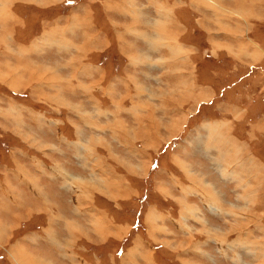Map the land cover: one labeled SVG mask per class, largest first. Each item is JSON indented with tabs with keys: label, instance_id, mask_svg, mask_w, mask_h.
Wrapping results in <instances>:
<instances>
[{
	"label": "rangeland",
	"instance_id": "obj_1",
	"mask_svg": "<svg viewBox=\"0 0 264 264\" xmlns=\"http://www.w3.org/2000/svg\"><path fill=\"white\" fill-rule=\"evenodd\" d=\"M75 1L77 3V0H47V4H45L44 1L39 2V0H14L12 2L13 9H20L18 11L20 13L19 16L21 17L18 21L14 20L13 26H11V30L5 33V35L8 37V44H6L7 42H4V40L0 39V264H25L26 262L24 263V261L20 258L19 253H23L25 257H27L26 255H28L31 259H33V256H35V261L33 259V264H52L49 262L53 259L47 256V243L39 241V243L36 244L35 241L30 240L32 245L30 244L31 247L29 248V250H23V248L25 247L21 242V239L25 237V233L27 234V237L31 236L29 239L32 238L33 235L32 232H30L29 227L33 226L34 224L36 231L43 232V223H45V221L47 220V213L51 211L50 208H47V197L45 195L46 193L42 190H39V188L37 189V186H35L32 178L34 174L29 172L28 169H25L29 166L26 165V160L28 158L33 159V162H37L34 167L33 165H30L29 168L32 167L34 169L36 167L34 171L37 170L42 172V174H40V177L43 178L45 177L46 173L44 160H49V162L50 160L58 161L59 158L63 156L62 154H60L61 152H63V147H67L71 153L74 152V154L77 156V159L75 160L78 163H81L86 167V169L91 168L92 172L97 175V179L99 180L98 184H90H93L95 188H98L99 192H102L104 194H115L112 193V190L122 191L124 190V188L129 189L130 193L128 194L120 192L119 195H112L116 196L115 199L117 201L114 198H111L112 196L110 195L106 196L108 200L113 201V204L130 203V207L126 208V216L122 218L124 219V222H126V225H123L124 227H122V225H120L121 227H116V224H114V219L112 218L104 220L107 224H109L108 226L110 228H114L112 229V231L114 230L113 233L117 234L120 228L122 230L126 229V226H129L128 223L130 221L133 225V231H135L134 226H138V221L143 217L145 202L147 203V201L143 202L141 199L142 196L144 198H147L148 196L144 190L146 186L147 189L150 188L149 186L152 182L151 173H154V168H156L158 164V162H156L158 159H154V155L157 154V152H155L156 145H154L156 143L154 142L150 145V147L152 148L149 147V153L147 154V157L146 150H143V145L140 143L141 140H139V138L141 137H143L146 141H148V139L152 140V133L148 132L150 130H145L144 128V134L141 135L143 132L141 130L143 128H138L141 119L144 120L145 124L151 123L146 126L148 129H152L154 132L161 130L160 133L163 134L162 136L164 139H162L163 143L157 146V150L158 152H162L163 150L167 149L169 145H171L170 141H172V136H174L176 131L180 133L176 135L175 138L186 135V128L189 126L187 125L188 123L191 127L194 126V124L200 125V123L201 126H203V123H205L206 121L208 122L207 118L214 116L212 117V120L214 121H222L223 118L226 117L228 121L232 122V126L235 125L236 121L234 120L233 116L227 111V106L232 105L237 106L236 108L241 111L239 120H246V122H244L246 123L245 128L243 127L244 123L237 126V128L240 129L239 131L244 134V136H248L246 131L250 128V124H252L250 135L254 140L256 139L258 144L263 142L262 139H257L259 131L254 128L255 123L253 124L252 121L256 119L255 121L258 124L259 121L264 119L262 118V115L264 114V0H159V7L162 3H164L161 9L164 10V12L168 13V18H171V16H173V13L171 14L173 10L174 15H176L178 18L176 16L175 17L180 20V22L178 21L180 32L178 31L177 33V39L179 38V45H177V48L180 51H183L184 54L182 52L174 51V58H171L170 56H164L165 58L162 60V62H159L157 61V58L160 57L161 51L163 53L164 47L157 45L156 49L154 50L152 49V47L150 49V46H148L147 48V43L142 47V40L134 38L137 36L132 34V41L135 42L134 44H130V49H124V52H134L135 56L140 53L146 52L150 56H153L151 57V63H154L150 64L151 66L149 67H145L144 65H139L136 67L127 57L126 61L120 62L121 57L117 56L118 51H121L119 50V48L115 50V53L114 50H112V54H108V52L102 53L101 55L104 56L103 58H108L106 56L108 54L110 57H112L114 60L116 59L117 61L118 66L116 68L110 66L112 70L110 72V77L112 76L111 73L115 72L114 81L116 82L117 90L121 92L120 95L116 94L114 96L112 93H110V89L108 92V87L104 86V88L107 89V92L100 91L99 95H96L95 98L84 96V93L88 94L89 86L91 83L94 88L93 82H91V80H87L86 78V81H82L81 79H79L78 82L73 81L72 78L68 80L63 79V81L65 80L67 82H64L65 84L63 86H57V73L62 70L58 69V67L53 64L64 62H62L60 59L57 60L55 55H52V50H47V54L43 53L40 58H37V56H35L36 63H34V57L32 56L30 58L28 56L29 48H31L33 52H41L38 47L32 44L30 46H27V44L29 43L22 44L20 42H17V39H13V36L17 38V33H19V38L28 42H32L34 37H29L36 33L37 29L39 28L38 25H43L46 20L47 23L56 22L57 27H59L57 21L60 20L59 18L63 19V16L66 15V7L70 4L73 5ZM125 2L127 4L133 5V1L131 0H127ZM141 3L143 6L141 8L145 9V12L147 11V13H149L153 17V21L150 20L148 22H144L145 19L142 16L140 18L139 14L138 19L143 20L144 24H148L149 22L155 24L156 22L154 21V19H159V16L155 13V11H160V8H156L154 6V4H157V1L154 3L150 0H141ZM66 4L67 6H65ZM213 4H216V7H219V9L216 10ZM218 4H220V6H218ZM165 7L168 9V11L165 9ZM1 9L3 8L1 7L0 2V14ZM97 13L99 14V10L96 9V11H94V13H91V15H94V17L98 21V18L102 17L100 15L99 17ZM214 14H216L218 17L214 16ZM30 16L31 18H29ZM216 18L220 20L218 21L216 20ZM235 19L237 21H240L236 22ZM160 25L161 24H159L156 29H160L161 27L164 28V25ZM66 26H68V23L66 24ZM50 27L52 26H47V30L50 31ZM74 27L75 26L73 25V32L70 38H72L74 41H77V37L74 34ZM3 28H5V26H3ZM14 28L15 30H17V32L14 30ZM153 28L154 26L152 27V29ZM152 29H148V32H153ZM174 29L171 26L169 28V31L165 29L167 33L165 35L166 39L173 40V38L176 37V32L174 33ZM77 30H79V28ZM226 34L228 35L227 37ZM91 36L92 35H90V37ZM148 38L151 39L150 36ZM159 43L161 44V42ZM240 43L244 44L242 45V48L240 47ZM2 47H5L9 52L4 50L3 54L1 52L3 51ZM24 47L27 49V53H23ZM251 47L254 48L251 49ZM42 50H44V48ZM15 51L19 53V57L17 53H15L16 55H14ZM154 51H158V54L154 53ZM164 51L166 52V50ZM252 51H255L256 53L258 52L255 59H253V55L255 53L252 54ZM239 53L241 55H239ZM190 57L192 58V60ZM46 59L47 63H44V60ZM147 59L148 62H150V58ZM154 59L156 61H153ZM188 59H190L194 63L192 65L193 68L189 67ZM89 60H91L90 55ZM112 60L110 64L112 63ZM39 62H41V64ZM197 62H199V64H197ZM102 63L103 60L99 62V65H103ZM51 65L53 67H51ZM121 66H131L132 69L128 68L127 74H140V72H148L151 75L149 82H146L149 84L148 87L145 84V81H140L143 85L145 84V90H143L144 86L139 82H136L134 80L132 81L133 86H135V91H133L132 96L130 95V99L128 100L125 99L126 89L124 80L127 82L129 78H127L128 75L124 73ZM157 66H159L158 69ZM162 67L164 73L160 75L159 73L161 72ZM105 68L110 71V68L106 65ZM155 68L156 70L153 71V69ZM184 69H189L191 75L187 71L186 73H184ZM168 71L170 72L169 76L163 77L166 76L164 74ZM62 72L65 73V70L63 69ZM186 74H189L191 77L189 81H186ZM159 75L166 79V85L170 84V86H168L169 90L167 89L168 87H166L165 84L163 85V82L165 83V81L160 82L159 84V81L156 77ZM33 77L35 78L33 79ZM43 79L47 81L56 80V83L52 81L53 83L48 87V85L45 86V80ZM37 81H42L41 85H38L41 86L38 87L39 90H37L35 84ZM174 81H179L178 87L176 86L174 88L172 86L174 84ZM85 82L89 85H87ZM107 82L108 81L106 80V83ZM78 83L83 84L79 86L81 88H78L76 86L78 85ZM94 83L97 87L101 88L99 84H104L105 82L100 80L99 82ZM140 85L143 89L139 88ZM159 87L162 88L159 89ZM167 90L169 92H167ZM168 93H170L171 96H167ZM108 94L110 96H107ZM136 95L140 97H137ZM189 96L191 98L187 105L192 108V111L190 112L188 109H185L188 112L187 114L186 112H182L183 109L182 111H180V109L183 105L186 104ZM115 98L117 99L118 106H125L127 110L129 107L132 108L131 112H127L125 109V113H123L127 123L130 124L129 128L131 129H128L127 126H124V121L122 118L123 114L118 112L116 114H110L111 116L109 117V114H104L106 117L101 118V124H99L97 128L94 127V125L92 124L93 119H91V112L95 114V116H97L98 113L96 112V110L98 111V109L93 105H97L101 108H105L106 106L112 107L113 103L111 101H113L112 99ZM156 104L160 105L161 109H166L165 111L169 110L172 113L168 114L164 111H159L158 113H156L157 109L154 106ZM203 104L215 108V114L211 113L208 116H205V114H200L199 119H194V117L192 118L191 116H194L199 108H201L202 110V107L204 106ZM163 105L164 107H162ZM131 106H141L147 113L144 115L143 112L139 110V108H133ZM160 106L158 107L160 108ZM173 106H175V108ZM176 110H179L180 112ZM230 111H232V108ZM115 116H117L116 119ZM253 117H255V119H252ZM259 117H261V119ZM118 118L120 119L118 120ZM257 119L260 120L257 121ZM174 120L175 128H172L170 125L172 124V122H174ZM154 122H159V124L161 125V128L159 130L155 129L158 124H154ZM178 122L179 127H177ZM163 123L165 124L164 127H167L168 129L162 127ZM261 126L263 127L262 129H264V126ZM76 127H78V129ZM133 127L136 128L134 129ZM259 129H261V127ZM200 133L202 134V138H204L206 137L208 131L203 128L201 129ZM62 134L65 141L66 139L68 140V138L66 137L69 136V141L67 143L61 142L58 139V136H61ZM128 134H130L132 138L137 139L135 140L136 143L124 146L126 147V151L128 149L133 154V159L131 161L123 159L124 154L122 155L121 152L118 151V148L116 150L112 146H110V142L109 140H107L108 137L115 139L120 144L117 145V147H123L121 143L124 144L128 142L127 138L130 137ZM263 135L264 131L262 134H259V137ZM77 136H80V138H83V140L78 141L76 139ZM92 136L96 137L97 139H94ZM92 138L93 140H91ZM119 140H122V142ZM140 149L145 153L144 160L148 163L149 166V172L147 175L145 174V169H143L142 171V167H144V161H135L134 159V156L140 154ZM261 151L264 152L263 150ZM92 152L94 154H92ZM14 164L18 166H22V164L24 165V171H20L18 169L20 171L18 174L20 175V177L23 176L21 173L24 174L23 180H21L22 178H17V175L14 173L18 172ZM151 165H153V167H151ZM11 168L13 172L11 171ZM36 174L38 175L39 173L37 172ZM14 180H16V182H14ZM26 181L30 183L28 184L26 183ZM13 183L20 186L21 190L17 193V195V191H15L16 189L13 186ZM23 185H25L29 189H32L33 185L34 189L37 190L34 194L37 195L38 198H34V194L29 193L27 190L23 189V191ZM141 189L144 191V195L142 194L143 192L141 191ZM129 194L131 196L130 202L129 200H127V196H129ZM15 195L21 207L23 205V203L21 202L23 200V197L28 198L30 196V198L36 202L35 209L32 206L28 210V213L31 212L33 214L32 219L34 220V222H32V219H28L29 215H24L25 210H19L16 205L9 202L11 199H14ZM87 195L89 196V194ZM84 198H86V194L84 195ZM87 200H89V197ZM90 201H92V199H90ZM3 203L8 204V214L4 216L2 214L7 211L4 212ZM41 203L44 205H39ZM86 206H88V204H86ZM129 209L131 211V216L127 213ZM16 210L19 211L16 212L15 215L20 214L22 216L21 219L18 220V222H16V217V219H13V213ZM257 210L259 213L261 212L259 221L263 223L264 216L261 214H264V209L260 207ZM240 211L253 214L252 210H250L249 208H245L243 205ZM158 212H160V210ZM184 212L186 214H181V220L185 219L189 221V218L191 219V217L186 216L188 214L193 218H197V216H195V214L192 212ZM116 215L118 216V214ZM102 216L106 217L107 213H101V217ZM161 216H163V218L169 225L160 224L155 217H151L150 219H152L151 223L153 227L152 235L156 240H160L163 245L165 244V253L173 256V252L171 250L172 247L170 235L167 236L168 240H162L160 239L159 234L170 232V230H168V227L170 226L185 233L186 238L188 237L187 235L189 233L185 229L187 228L186 226H180L178 222L174 223L173 220H171L170 214H165L164 216L163 213ZM238 219H242V217L240 216V218ZM12 220H14L15 222ZM100 220L102 219L100 218ZM176 221H179L180 223V219H176ZM193 221L195 220L191 219L192 224ZM248 221H252V218H249ZM185 224L190 227V233L194 231L193 225L191 226L188 223ZM254 224L255 225L250 226V229L254 228L255 232L253 236L255 237V240H259V243H255L256 241H251L255 244L250 245V247L254 252L261 251L262 253L264 249V233L259 231V227H262V225H260L261 223L258 222ZM246 225L248 224L246 223ZM236 226L237 228L241 227V221L235 224L234 228ZM155 229L156 232L153 233ZM231 230L232 228H230L229 231ZM243 236L242 237L245 240V234H243ZM242 237H239L238 240L233 244L236 245L238 247L237 249L239 250L242 246L245 247L246 245L240 239ZM190 242L191 247L193 248L192 250L194 251L192 252L194 254L197 253V251L203 252V250L199 248L198 243L195 244L194 241ZM150 243L152 246H150L149 249H155L157 247L156 243ZM177 244L178 241H176V245ZM33 247H35L36 249H33ZM244 247L243 249H241L242 256L247 254L246 250H251L244 249ZM38 248H41L42 250L39 251L37 250ZM180 248L181 251L183 249V252H188L187 250L189 247L186 240L180 241ZM151 253L152 252H147V258ZM261 253L258 254V256L253 255V258L251 256H247L245 258V261L247 260L246 262H243L242 257V264H252L253 262H255L256 264H264V255H262ZM44 254L47 256V262H45V258H42L44 257ZM175 258L176 260L174 259L173 263L176 262L175 264H187L185 263L188 259L186 255L183 257ZM190 259H195V262L192 261V264L200 263L196 262L198 258H195V256L190 257Z\"/></svg>",
	"mask_w": 264,
	"mask_h": 264
},
{
	"label": "crops",
	"instance_id": "obj_2",
	"mask_svg": "<svg viewBox=\"0 0 264 264\" xmlns=\"http://www.w3.org/2000/svg\"><path fill=\"white\" fill-rule=\"evenodd\" d=\"M13 1L14 0H0L1 7L3 8L1 9L0 14V39L4 40V42L8 41V37L5 35V33L11 30L13 21H18L21 17L19 16L20 13L18 11L20 9H13ZM43 1L45 2V4H47V0H39V2ZM125 1L127 0H77V3L75 1L73 5H65L67 6V11L65 9L63 10H65L66 15H64L65 17L63 16V19L58 17L60 19L59 21H57L59 27H57L56 22L47 23L46 20L43 25H38L39 28L37 29V32L29 37H34L32 42H28L19 38V33H17V38L13 36V39H17V42H20L22 44L29 43L27 44V46H30L32 44L38 47L41 52H33V50L29 48L28 56L30 58L32 56L34 57V63H36L35 56H37V58H40L43 53L47 54V50H52V55H55L57 60L60 59L62 62H64L53 64L58 67V69L62 71L63 69L65 70V73H63L62 71H59V73H57V86H63L67 82L65 80L63 81V79L68 80L72 78L73 81L76 82H78L79 79H81L82 81H86L87 79L93 82L94 88L91 83L89 86L88 94L83 92L84 96L95 98L96 95H99L100 91L107 92V89L104 88V86L108 87V92L110 89V93H112L114 96L116 94L120 95L121 91L119 92L117 90L116 82L114 81L115 72L111 73L112 76L110 77V72L112 71L110 66H113L115 68L118 66L116 59L114 60L108 55L109 53L112 54V50H114L115 53V50L119 48V50L121 51H118L117 56L121 57L120 62L126 61L127 57L136 67L139 65L149 67L151 66L150 64L154 63H151V57L153 56H150L146 52L140 53L136 56L134 55V52H124V49H130L129 46H131V43L134 44L135 41H132L133 35L137 36L134 38L142 40V47L145 46L146 43L147 48L148 46H150V49L152 47V49L154 50L156 49L157 45L164 47L163 53L161 51L160 57L157 58V61L159 62H162V60L165 58L164 56H170L171 58H174V51L182 52L184 54L183 51H180L177 48V45H179V38L177 39V33L178 31L180 32L178 21L180 22V20L177 19L178 17L176 15H174L173 10L171 12V14L173 13V16H171V18H168V13L164 12V10L161 9L164 3H162L159 7V0H150L154 3L157 1V4H154V6L156 8H160V11H155V13L159 16V19H154V21L156 22L155 24H153L152 22L144 24L145 21H153V17L149 13H147V11L145 12V9L141 8L143 7L141 0H131L133 1V5L127 4ZM216 4L213 5L215 6L216 10H218L219 7H216ZM218 6H220V4H218ZM96 9L99 10V14L97 13V15H100L102 17L98 18L99 22L94 17V15H91V13H94ZM165 9L168 11L166 7ZM138 14L140 15V18L142 16L145 19L144 22L143 20L138 19ZM214 16L218 17L216 14H214ZM29 18H31V16ZM216 20L219 21L220 19L216 18ZM238 21L236 20V22ZM67 23L68 26H66ZM159 24H161L160 26L164 25V28L161 27L160 29H156ZM73 25L75 26L74 34L77 37V41H74L72 38H70L73 32ZM3 26H5V28H3ZM47 26H52L50 27V31L47 30ZM153 26L154 28L152 29ZM170 26L173 29L175 28L174 33L176 32V37H174L173 40L166 39L165 37V35L167 34L165 29L169 31ZM78 28L79 30H77ZM148 29H152L153 32H148ZM15 31L17 32V30ZM90 35L92 36L90 37ZM149 36L151 37V39L148 38ZM227 36L228 35L226 34V37ZM159 42H161V44ZM6 44H8V42ZM240 44V47L242 48V45L244 44ZM43 48L44 50H42ZM253 48L254 47H251V49ZM2 49L3 51L1 52L4 54V50H6V48L2 47ZM164 50H166V52ZM104 52H108V54L106 55L108 58H103L104 56H102L101 54ZM157 52L154 51V53ZM15 53H17L19 57V53L15 51L14 55H16ZM23 53H27V49L25 47ZM253 53H255L253 55V59H255L258 52L256 53L255 51H252V54ZM89 55L91 56V60H89ZM239 55L241 54L239 53ZM147 58H150V62H148ZM101 60H103V65H99V62ZM111 60L112 63L110 64ZM191 60L188 59L189 67L193 68L192 65L194 63ZM153 61L156 60L154 59ZM39 63L41 64V62ZM44 63H47V59L44 60ZM197 64H199V62H197ZM105 65L110 68V71L105 68ZM51 67L53 66L51 65ZM158 67L159 66H157V69ZM121 68L123 69L125 74H127L128 68L132 69L131 66H121ZM161 69L162 70L159 73L160 75L164 73L163 67ZM154 70H156V68L153 69V71ZM186 71L191 75L189 69H184V73H186ZM169 74L170 72L168 71L164 74L166 76L163 77H167L169 76ZM189 74H186V81H189L191 79ZM127 75V78H129L128 81L126 82L124 80L126 100L130 99V95L132 96L133 91H135V86H133L132 84L133 80L139 82L141 85L143 84L140 81L143 80L148 87L149 84L146 82H149L151 77L148 72H140V74L128 73ZM160 75L156 76L159 84L160 82L166 80ZM34 78L35 77H33V79ZM100 80L105 82L104 84H99L101 88L97 87L94 83L99 82ZM106 80L108 81L107 83ZM52 81L56 83V80H45V86L48 85L49 87L53 83ZM41 83L42 81H37L35 83L37 90H39L38 87H41L38 86L41 85ZM86 84L89 85L88 83ZM145 84L143 85L144 89L141 87V85L139 86V88L145 90ZM164 84L166 85V81L165 83L163 82V85ZM81 85L83 84L78 83V85L76 86L78 88H81L79 87ZM178 85L179 81H174V84L172 86L175 88L176 86L178 87ZM168 86H170V84L166 85V87ZM161 88L162 87H159V89ZM167 89L169 90V87ZM168 90L167 92H169ZM107 96L110 95L108 94ZM136 96L140 97L138 95ZM167 96H171V94L168 93ZM190 96L186 101V104L183 105L180 109V111H182L183 109L182 112H186L187 114L188 112L185 109H188L190 112L192 111V108L187 105V103H189L190 101ZM112 100V107L106 106L105 108H101L97 105H93L98 109V111L96 110V112L98 113L97 116H95V114L90 111L92 117L91 119H93L92 124L94 125V127L97 128V126L101 124V118L106 117L104 114H109V117L111 116L110 114H116L117 112L123 114L125 113V109L127 112L132 111V108L130 107L127 110L125 106H118L116 98ZM154 106L157 109L156 113H158L159 111H164L168 114L172 113L169 110L165 111L166 109H161L160 105L156 104ZM158 106H160V108ZM131 107L139 108V110H141L144 115L147 113L141 106ZM162 107H164V105ZM173 107L175 108V106ZM236 107L237 106L232 105L227 106L228 113H230L236 121L235 125L232 126V122L228 121L226 117H224L222 121H214L212 120V117L214 116L207 118L208 122L206 121L205 123H203V126H201L200 123V125L194 124V126L191 127L188 123L187 125L189 126L186 128V135L178 138L176 137V139L175 136L180 133L176 131L174 136H172V141H170L171 145H169V147L162 152H158L157 150V146L161 145V143H163L162 139H164L162 136L163 134L160 133L161 130L154 132L152 129H148L146 126L151 123L145 124L144 120L141 119L140 125H143H139L138 128L140 129V127H142L143 129L141 131H143L144 128L145 130H150L148 132L152 133V140L148 139V142L143 137H141L139 138V140H141L140 143L143 145V150H146V157L149 153L150 145L154 142L156 143L154 145H156L155 152H157V154L154 155V159H158L156 161L158 162V164L157 167L154 168V173H151L152 182L149 186L150 188L147 189L146 186L144 190L148 196L147 198H144L142 196L141 200L143 202L147 201V203L145 202L143 217L141 219L139 218L140 220L138 221V226H134L135 231H133V225L131 224V221L128 223L129 226H126V229L122 230L120 228V225H122V227H124L123 225H126V222H124V219L122 218L126 216V208L130 207V203L113 204V201H110L106 198V196L108 195H119L120 192L128 194L130 193V190L126 188H124V190L122 191L112 190V193L115 194H104L102 192H99L98 188H95L93 184H90H98L99 180L97 179V175L92 172L91 168L86 169L85 166H83L81 163H78L75 160L77 159V156L74 154V152L71 153L67 147H63V152L60 153L63 156L59 158L58 161L50 160L49 162V160H44L46 173L45 177L43 178L40 177V174H42V172L37 170L34 171L36 167L34 169L32 167L29 168L30 165H33L34 167V165L37 163L33 162V159L28 158L26 160V165H29L26 168L23 164L22 166L14 164L17 170L19 169L20 171H24L25 168L28 169L29 172L34 174V176L32 177L33 181L37 186V189L39 188V190H42L46 193L47 208L51 209V211L47 213V220L45 221V223H43V232L36 231L34 224L33 226L29 227L30 232H32L33 235L32 238L29 239L31 236L27 237V234H24L25 237L21 239L22 245L25 247L23 248V250H29V248L31 247V241H35L36 243H39V241H43L44 243H47V254L53 259L50 260V263L52 264H175L176 262L173 263L174 259L176 260L175 257L179 258L185 255L186 257H188V264H192V261L195 262V259H190V257L192 256L198 258V260L196 261L200 262L198 264H242V257L243 262H246L247 260L245 261V258L247 256H251L252 258L254 257L253 255L258 256L261 251L254 252L250 247V245L259 243V240H255V237L253 236L255 232L254 228L250 229V226L255 225L254 223L256 222L261 223L260 225H262V227H259V231L264 233V222L262 223L259 221L261 212L259 213L257 210L260 207L264 209V152L261 151H264V135L259 137V134H262L264 131V129H262L263 127L261 126H264V119L259 121L261 119V117H259L260 119H257L259 123L257 124L255 121V117L252 118L255 119L254 121H252L253 124L255 123L254 128L259 131L257 139L263 140L260 145L257 143L256 139L254 140L250 135L252 124H250V128L246 131L248 136H244V134L239 131L240 129L237 128L238 125L246 122V120H239L241 111ZM231 108L232 111H230ZM176 111L180 112L179 110ZM215 112V108H213L212 106L204 105L202 107V110L201 108H199L197 113L191 117H194V119H199L200 114H205V116H208L211 113L215 114ZM262 116V118H264V114ZM116 117L117 116H115V119ZM122 118L124 121V126H127L128 129H131L129 128L130 124L127 123L124 114ZM119 119L120 118H118V120ZM174 123L175 120L170 125L172 128H175ZM154 124H158L155 128L156 130H159L161 128L159 122H154ZM164 125L165 124L163 123L162 127H164ZM245 125L246 123L243 124L244 128ZM177 127H179V122L177 123ZM260 127L261 129H259ZM76 128L78 129V127ZM133 128L135 129L136 127ZM164 128L168 129L167 127ZM203 128L208 131L206 137L204 138H202V134L200 133L201 129ZM143 134L144 131L141 135ZM128 135L130 136L127 138L128 142L124 144L121 143L123 147H117V145L120 144L115 139L108 137L107 140H109L110 146H112L116 150L118 148V151H120L122 155H125H123V159L131 161L133 159V154L128 149L126 151V147L124 146L136 143L135 140L137 139L132 138L130 134ZM92 137L94 139H97L94 136ZM66 138H68V140L66 139L65 141L63 139V134L61 136H58V139L61 142L65 143L69 141V136ZM93 138L91 140H93ZM76 139L78 141L83 140V138H80V136H77ZM119 141L122 142V140ZM139 153L140 158L139 155H137L134 156V159L135 161H144V167H142V171L143 169H145V174L147 175L149 172V166L148 163L144 160L145 153L141 149ZM92 154L94 153L92 152ZM151 167H153V165H151ZM19 170L17 173H14L17 175V178H22L21 180H23L24 174L21 173L23 176L20 177V175H18L20 172ZM37 172L39 173L38 175L36 174ZM14 182H16V180H14ZM26 183L29 184L30 182L26 181ZM13 186L16 189L15 191H17V195V193L21 190L20 186L14 183ZM22 187V190H27L31 194H34L36 191L33 185L32 189L34 190L29 189L25 185H23ZM141 191L144 195V191L142 189ZM85 194L86 198H84ZM87 194H89V196ZM16 195L14 199H11L9 202L16 205L19 210L21 209L22 211H24L23 208H20V204L18 199L16 198ZM34 196V198H38L37 195L34 194ZM88 197L89 200H87ZM111 198L115 199L116 196H112ZM90 199H92V201H90ZM127 200H129L130 202V194L129 196H127ZM21 202L25 207L24 215L27 214L29 215L28 219H32L33 214L31 212L28 213V210L32 206L35 209L36 202L31 199L30 196L28 198L23 197V200ZM86 204H88V206H86ZM39 205L44 204L41 203ZM242 205L245 208H249L250 210H252L253 214L240 211ZM7 207L8 204L3 203L4 212L7 211L2 214L3 216L8 214ZM19 210H16L13 213V219L17 218L16 222H18V220H20L22 217L20 214L15 215ZM159 210L160 212H158ZM102 211L107 213L106 217H101V213H103ZM184 211H188L189 213L192 212L195 214V216H197V218H193L189 214L186 215L190 216L192 220H195L193 221V224L191 223L190 218L189 221L185 219L181 220V214H186ZM127 213L131 216L130 209L129 211H127ZM163 213L164 216L165 214H170L171 220H173L174 223L178 222L180 226H186L187 228L185 229L189 233L187 235L188 237L186 238L185 233L170 226L168 227V230H170V232L159 234V237L162 240H168L167 236L170 235L172 247L171 250L173 252V256L166 254L164 246L165 244L163 245L160 240H156L152 235L153 227L151 223L152 219H150L151 217H155L160 224L169 225L165 221L163 216H161ZM116 214H118V216ZM261 215H263V213ZM240 216L242 217V219H238L240 218ZM100 218L102 220H100ZM110 218L114 219V224H116V227L120 226L117 234H114V230L112 231V229L114 228H110L108 226L109 224L104 221ZM249 218H252V221H248ZM176 219H180V223L179 221H176ZM239 221H241L242 226L238 228L236 226L234 228V225ZM32 222H34L33 219ZM185 223H188L191 226L193 225L194 231L190 233V227H188ZM246 223L248 225H246ZM243 225L245 226V228ZM230 228H232L231 231H229ZM154 232H156V229L153 231V233ZM243 234H245V240L243 239ZM239 237H242L240 239L247 245H245V247L242 246L241 249H243V247L244 249H251L246 250L247 254L243 256L241 254V249L239 250L237 249L238 247L236 245H233ZM181 240H186V242L188 243V252H183V249L181 251ZM176 241H178V246L176 245ZM190 241H194L195 244L198 243L199 248H201L203 252L197 251V253L194 254ZM251 241L256 242L252 243ZM150 242L156 243L157 247L155 249H149V247L152 246ZM33 249L36 248L33 247ZM37 250L41 251L42 249L38 248ZM147 252H152L148 258L146 255ZM261 254L264 255V249ZM19 255L24 263L26 262L25 264L34 263L33 259H31L30 256L26 255L27 257H25L23 253H19ZM253 263L256 264L255 262Z\"/></svg>",
	"mask_w": 264,
	"mask_h": 264
},
{
	"label": "bare ground",
	"instance_id": "obj_3",
	"mask_svg": "<svg viewBox=\"0 0 264 264\" xmlns=\"http://www.w3.org/2000/svg\"><path fill=\"white\" fill-rule=\"evenodd\" d=\"M240 7V6H239ZM242 18V17H241ZM127 162V161H126ZM131 163V162H130ZM131 166V165H130ZM133 166V165H132ZM138 166V165H137ZM247 181V180H246ZM36 186V185H35ZM37 191V190H36ZM39 192V191H38ZM42 192V191H41ZM44 192V191H43ZM42 192V193H43ZM106 192V191H105ZM167 192V191H166ZM41 193V194H42ZM45 194V193H44ZM46 195V194H45ZM47 196V195H46ZM20 208H23V210H25V208L23 207V205H22V207L20 206ZM264 215V214H263ZM153 218V217H152ZM244 226V225H243ZM36 243V242H35ZM37 244V243H36ZM44 257H42L43 259L45 258V261H47V256L50 258L51 256H49L48 254H47V256L44 254L43 255ZM41 257H39V258H41ZM33 259H34V261H35V256H33ZM186 260V259H185ZM38 262V261H37ZM49 262V261H48ZM50 263V262H49ZM185 263H187V262H185ZM188 264V263H187Z\"/></svg>",
	"mask_w": 264,
	"mask_h": 264
}]
</instances>
